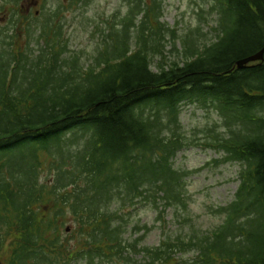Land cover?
Listing matches in <instances>:
<instances>
[{"label": "trees", "instance_id": "16d2710c", "mask_svg": "<svg viewBox=\"0 0 264 264\" xmlns=\"http://www.w3.org/2000/svg\"><path fill=\"white\" fill-rule=\"evenodd\" d=\"M125 1L119 27L107 19L108 32L99 29L106 39L88 64L62 56L54 12L29 32L20 0L1 1V264H264V54L236 65L264 46V0H203L217 20L201 44L199 28L180 36L161 21L162 0ZM24 30L25 39L39 32L40 47L22 41ZM167 37L181 41L180 60L167 62ZM182 102L221 117L225 134L207 144L241 164L238 188L211 229L157 246L126 242L123 209L134 200L161 193L186 206L185 172L171 162L187 144Z\"/></svg>", "mask_w": 264, "mask_h": 264}, {"label": "rangeland", "instance_id": "374dc122", "mask_svg": "<svg viewBox=\"0 0 264 264\" xmlns=\"http://www.w3.org/2000/svg\"><path fill=\"white\" fill-rule=\"evenodd\" d=\"M72 1L20 0L19 5L33 23L29 32L36 29V23L47 18L48 12H54V17L63 26V43L66 47L62 56H75L88 64L98 55L103 40L106 39V20L118 28L119 19L126 14L128 4L125 0H79L69 4ZM28 4H31L29 11ZM209 8L208 3L203 0H162L161 21L169 27L177 28L180 36L197 27L201 33L197 35V41L200 44L209 42L215 37L213 28L216 27L217 20V15L210 12ZM7 14L4 21L0 20V27L6 23ZM99 29L104 30L105 34ZM25 35L27 36V31L24 30L21 39L26 42L29 38L25 39ZM37 35L38 31L30 34L31 49L40 47V43L36 45L34 42ZM166 39L167 62L180 60L183 50L181 41L173 43L168 37ZM159 59V56L151 58L152 70H158ZM178 118V132L187 144L175 153L171 162L175 169L185 172L183 180L186 206L169 203L161 193L154 196L155 203L134 200L123 209L126 213L122 236L126 242L138 239V246H157L163 238L176 235L185 238L192 231L211 229L222 220L215 209L234 198L240 182L238 175L241 164L237 161H223V152L207 144L212 142L213 136L225 134L221 117L211 106L182 102ZM42 175L45 177L47 172ZM120 207V203L112 204L110 209ZM190 254L186 252L182 256L188 258ZM128 255L135 261L143 260L141 253ZM102 261L100 263L95 260L93 264L106 263L105 260ZM75 264L89 262L79 259Z\"/></svg>", "mask_w": 264, "mask_h": 264}, {"label": "water", "instance_id": "95a60500", "mask_svg": "<svg viewBox=\"0 0 264 264\" xmlns=\"http://www.w3.org/2000/svg\"><path fill=\"white\" fill-rule=\"evenodd\" d=\"M263 54H264V46L259 51H257L256 53H254V54H252L250 56H247L244 59L238 60L236 62V64H237L238 67H241L242 65H245L248 62L256 61V60H262L263 59Z\"/></svg>", "mask_w": 264, "mask_h": 264}, {"label": "flooded vegetation", "instance_id": "af4514ba", "mask_svg": "<svg viewBox=\"0 0 264 264\" xmlns=\"http://www.w3.org/2000/svg\"><path fill=\"white\" fill-rule=\"evenodd\" d=\"M30 9H31V4H28L27 11H29Z\"/></svg>", "mask_w": 264, "mask_h": 264}]
</instances>
